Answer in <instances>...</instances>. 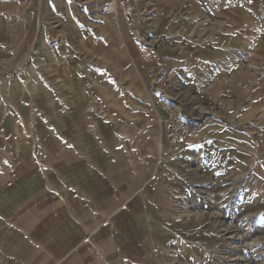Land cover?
<instances>
[{
  "label": "crops",
  "instance_id": "1",
  "mask_svg": "<svg viewBox=\"0 0 264 264\" xmlns=\"http://www.w3.org/2000/svg\"><path fill=\"white\" fill-rule=\"evenodd\" d=\"M55 16L67 36L28 73ZM0 36L25 55L0 61L22 79L0 92V264H167L166 220L197 191L191 140L158 145L162 123L198 122L202 149L264 145V0H0Z\"/></svg>",
  "mask_w": 264,
  "mask_h": 264
},
{
  "label": "rangeland",
  "instance_id": "2",
  "mask_svg": "<svg viewBox=\"0 0 264 264\" xmlns=\"http://www.w3.org/2000/svg\"><path fill=\"white\" fill-rule=\"evenodd\" d=\"M61 17L55 16L54 27H40L36 38L34 34L30 36V41L37 40L40 44L37 43V49L25 54L33 59L27 66L28 73H41L42 64H36L34 58L57 54L55 45L62 44L67 36ZM73 33L74 37H82L81 30H74ZM87 35L94 36L97 32L87 29ZM3 41L0 36V61L25 56L11 44L4 47ZM74 48L76 51L82 50V46ZM74 57L75 62L60 63V68L66 70L76 65L81 70L86 66ZM43 67L44 71H48L52 65L45 63ZM19 69L16 65L0 66V92H5V100L6 92L11 91V87H21ZM49 89L54 88L50 86ZM179 115L183 116L182 113ZM195 123L200 126L198 122ZM199 139L180 142L177 147H172L179 151L183 143L191 148V153L181 155L179 152L178 159L187 160L190 166L193 165L189 168L190 179L194 177L190 190L197 191V198L195 201L182 198L180 203L176 202L174 208L178 211L180 206L181 214L167 218L166 245L159 249L164 254H158L167 264H264V145L215 151L212 148L202 149L196 144ZM165 143L162 131L158 145ZM184 175L180 174L181 186L187 189ZM258 188L262 189V194L258 193ZM206 190L213 191L212 197L205 198ZM227 190L234 194L222 195ZM157 219L163 221L162 218ZM146 257L149 255L140 258ZM134 264L144 263L139 261Z\"/></svg>",
  "mask_w": 264,
  "mask_h": 264
},
{
  "label": "built area",
  "instance_id": "3",
  "mask_svg": "<svg viewBox=\"0 0 264 264\" xmlns=\"http://www.w3.org/2000/svg\"><path fill=\"white\" fill-rule=\"evenodd\" d=\"M102 14L114 13L113 2H105L102 5ZM163 136L166 143L171 147H177L184 139L195 141L201 136V129L198 125L191 123L181 115H173L162 123Z\"/></svg>",
  "mask_w": 264,
  "mask_h": 264
}]
</instances>
